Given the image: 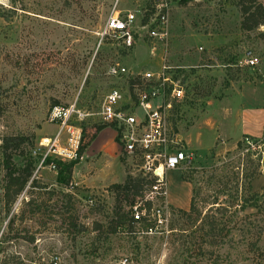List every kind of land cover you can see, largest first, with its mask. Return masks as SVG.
<instances>
[{
	"label": "rangeland",
	"instance_id": "obj_1",
	"mask_svg": "<svg viewBox=\"0 0 264 264\" xmlns=\"http://www.w3.org/2000/svg\"><path fill=\"white\" fill-rule=\"evenodd\" d=\"M168 2L170 64L181 68L175 78L186 91L174 103L172 124L193 160L167 175L172 203L183 197L168 205V224L149 233L142 224H130L125 233H114L115 209L130 211V219L134 207L145 205L144 196L119 195L112 185L58 186V171L39 170L45 153L40 142L58 132L50 121L55 104H76L90 114L83 122L77 116L69 121L72 133L65 134L63 146L73 150L76 142H90L103 126L98 113L105 96L112 86L125 85L108 76L109 67L153 69V52L143 44L126 51L111 38L100 44L117 0H0V264H120L125 256L131 264H264V192L252 191L263 156L242 155L241 141L226 147L213 134L216 108L234 94H228L233 84L264 79V26L241 29V4L264 6V0ZM148 6L122 0L117 11ZM250 56L260 61L254 69L244 64ZM18 137H25L18 154L29 153L36 164L26 189L8 207L1 146ZM117 137L107 127L91 152H113V138L122 152ZM14 145L9 143L10 151ZM14 159L23 168V157ZM182 179L190 195L180 187ZM194 189L196 211L187 217L178 211L190 210Z\"/></svg>",
	"mask_w": 264,
	"mask_h": 264
},
{
	"label": "built area",
	"instance_id": "obj_2",
	"mask_svg": "<svg viewBox=\"0 0 264 264\" xmlns=\"http://www.w3.org/2000/svg\"><path fill=\"white\" fill-rule=\"evenodd\" d=\"M121 1L117 0L113 13L99 33L100 44L111 38L126 51L133 50L138 44L146 45L153 52L154 66L137 72L119 63L111 65L108 76L125 85L111 87L98 115L103 126L117 132L129 176L150 182L144 191V199L152 204V208L148 212L145 205L139 209L134 207V220L139 223L147 218L155 225H164L171 216L167 202V174L185 168L193 160V154L186 151L180 133L172 124L174 103L182 102L186 91L182 81L175 78L176 71L181 68L170 64V4L168 0H135L147 1L149 6L121 14L117 11ZM259 63L254 56L244 61L245 66L252 69ZM74 116L83 122L90 114L77 110L76 104L56 106L51 110L50 121L58 125V132L41 140L40 147L45 153L39 170L47 167L58 171L54 160L68 163L78 159V142L72 146L73 150L63 146L65 134L72 133L69 121ZM70 142H74V136ZM241 146L242 155L252 154L256 158L259 154L264 159V134L261 138L245 136ZM47 159L52 160L49 165L45 164ZM131 263L127 256L120 261V264Z\"/></svg>",
	"mask_w": 264,
	"mask_h": 264
},
{
	"label": "crops",
	"instance_id": "obj_3",
	"mask_svg": "<svg viewBox=\"0 0 264 264\" xmlns=\"http://www.w3.org/2000/svg\"><path fill=\"white\" fill-rule=\"evenodd\" d=\"M228 94L232 96L225 98L216 108L217 116L213 122V134L217 135L226 147L234 148L245 136L264 134V79H256L253 83H244L239 87L233 84ZM102 133L103 131L97 135L74 168L72 183L75 186L103 189L126 180V168L120 147L113 141L114 138L112 139L113 152H106L99 148L91 152L93 146L102 137ZM180 187L186 195H190L192 188L183 179ZM252 191L259 194L264 192V159L259 174L252 180ZM182 198L175 197L172 203L168 193V205H176Z\"/></svg>",
	"mask_w": 264,
	"mask_h": 264
},
{
	"label": "trees",
	"instance_id": "obj_4",
	"mask_svg": "<svg viewBox=\"0 0 264 264\" xmlns=\"http://www.w3.org/2000/svg\"><path fill=\"white\" fill-rule=\"evenodd\" d=\"M243 20L241 23V29L244 31H254L261 26H264V6L262 4L254 5L252 2L245 4H241ZM264 38V34L261 35ZM59 106L55 104L53 106ZM52 108V109H53ZM106 126H99L97 128V134L92 137L90 142L87 144L81 143L79 145L77 155L78 159L72 162H62L59 160H54L53 162L57 166L58 169V176H57V184L60 187H64L69 189L72 185V177L74 168L80 162L81 157L85 153L86 149L91 145V143L96 139L97 135L106 129ZM25 141V137H18V138H11L4 139L3 145L1 146L4 150V162H3V169L5 172L4 175V197L5 202L8 207L16 201L19 195L26 189L27 185L31 181L34 171H35V164L36 160L29 154V153H19L21 144ZM9 143L15 144L12 151L9 149ZM241 144V143H240ZM22 156L25 162L23 168H21L17 162L15 161V156ZM52 162L51 159H47L45 164L49 165ZM35 181V180H34ZM187 181V180H186ZM34 183V182H33ZM150 185V182H145L143 179L140 178H131L127 176L126 180L120 184H113L110 187V190L117 192L119 195L121 193L129 194L133 192L134 195H142L144 196V191L146 187ZM33 187V186H32ZM196 190H193V199L191 203V208L189 211L179 210L178 212L184 216L191 217L195 213V203H194V195ZM30 203V202H29ZM131 207H134L133 204H130ZM145 207L148 212H150L152 208V204L149 202H145ZM241 211L245 212L247 207L241 206ZM130 211L126 212L123 211L121 208L117 207L114 213L113 225L118 228V230L114 231L125 233L127 231L128 225L133 224H142L143 229L146 233L152 232L157 225L153 224V222H149L148 219H144L141 222L137 223L134 220L133 214L129 219ZM71 225V224H70ZM73 225V224H72Z\"/></svg>",
	"mask_w": 264,
	"mask_h": 264
}]
</instances>
